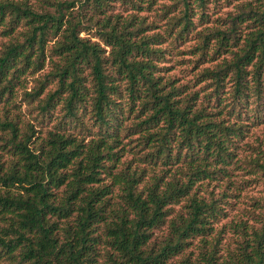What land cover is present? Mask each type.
Returning <instances> with one entry per match:
<instances>
[{
	"label": "trees",
	"instance_id": "1",
	"mask_svg": "<svg viewBox=\"0 0 264 264\" xmlns=\"http://www.w3.org/2000/svg\"><path fill=\"white\" fill-rule=\"evenodd\" d=\"M256 1L257 7L241 5L228 28L199 32L197 27L209 23V0L163 6L160 51L114 28L98 30L104 45L117 48L113 77L104 66L102 42L80 37V20L66 19L63 10L72 2L58 3L50 14L36 13L25 0H0V103L13 104L26 76L43 70L51 58L52 70L24 96L36 103L42 121L63 96L64 129L86 130L85 118L95 129L88 142L49 132L31 148V136L16 122L0 120V148L9 155L8 165L0 159V264H175L176 257L177 264H264V204L255 201L244 218L218 230L232 196L208 192L236 167V150L248 128L264 124V0ZM142 2L149 9L154 0ZM248 20L245 30H250L240 41V26ZM194 31V69L210 66L191 73L185 84L164 74L161 84L153 61L162 57L164 65ZM135 57L148 60L130 61ZM86 67L89 80L81 76ZM166 71L162 66V74ZM118 79L125 81L123 89ZM54 80L55 91L40 99ZM116 97L126 98L127 109ZM138 101L139 115L127 128L124 122ZM127 132L139 134L130 149L144 152L140 163H161V176L147 181L138 166L118 169L124 151L118 148L120 138ZM247 163L252 173L264 176V162ZM161 225L162 243L149 248L153 230ZM226 228L240 240L222 258L219 242ZM194 244L196 252L183 256ZM102 246L106 252L100 256Z\"/></svg>",
	"mask_w": 264,
	"mask_h": 264
},
{
	"label": "rangeland",
	"instance_id": "2",
	"mask_svg": "<svg viewBox=\"0 0 264 264\" xmlns=\"http://www.w3.org/2000/svg\"><path fill=\"white\" fill-rule=\"evenodd\" d=\"M176 0H154L151 7L148 9L147 5L142 2V0H25L26 4L31 7L36 13H50L55 14L57 12L58 3H73V7H70L64 11L67 20L71 22H76V19L80 20L79 30L83 31L80 33V37L90 39L91 42H102L100 37L97 35L98 30H104L103 32H110L112 28L115 29L116 33H121L124 37L129 38L132 42L139 43L141 40L149 41L148 44L150 50L160 51L162 50V7H173ZM139 4L141 10L133 9L132 3ZM211 2L207 5L205 9V14L209 17V23L204 26L196 28V32L202 31L204 27L213 29L218 27L221 29H226L230 26V20L240 13V6L251 4L252 7H257L258 1L256 0H231L226 2L225 0H218V3H214V0H209ZM99 7V10L96 8ZM146 8V9H145ZM78 20V21H79ZM251 20L242 24L240 26L241 30V40L250 30V27L245 30V27L249 26ZM65 27H63L64 29ZM193 34L189 35L190 40L186 42L178 50L172 52L170 56H167V62L162 65V57L159 61H153V63L159 68L154 76L155 78L160 77V82L162 84V75L165 74L166 78H173L178 80L179 84H185L187 80L191 79L193 76L191 73L198 72L204 66H210V64L201 65L200 67L194 69V63L197 57L192 53L193 46L196 45V39L193 40ZM58 37L50 39L48 42V47H52ZM100 40V41H99ZM167 48L166 45H164ZM102 50V58L105 60L106 72L110 73L113 77H116L117 70L116 64L112 63L115 56L117 48L113 46L104 45L103 42L100 44ZM115 49V50H114ZM232 50H235L233 48ZM114 51V52H113ZM162 56V53H161ZM50 59H47L46 65L43 70L31 75L26 76V83H23L22 88L18 87L17 99L13 104L0 103V120L4 121L7 118L9 121L16 122L17 127L22 131L27 137L31 136V143L33 148L38 146V140L46 138L49 132H56L59 134H64L65 136H73L78 140L85 138V142H88L93 138L92 134L95 132L93 126V121L85 118L83 120V126L85 129H77L74 131L71 127L67 130L64 129V124L66 122L64 118V111L61 109L62 103L64 101L63 96L60 97L55 102V108L50 110V116L45 115L42 121V112L37 108L36 103H31L29 99L24 96V92H32L33 88L36 87L35 80L40 79V76L47 75L52 68L50 67ZM53 62L62 64L59 62L57 57L52 58ZM145 61L147 58L135 57L130 59V61ZM162 66L168 68V71L162 74ZM91 69L88 67L83 68L84 76L88 80L90 76ZM190 73V75L188 74ZM187 74L189 76H187ZM187 76V77H186ZM118 78V77H117ZM117 84L122 88L125 85V81H117ZM56 89V80L50 81L46 87L44 93L40 96V99L46 97L48 92H53ZM123 89V88H122ZM125 97V93H122ZM89 98V97H88ZM116 101L121 104L123 109H127L128 103L126 98L117 99ZM89 103V101H87ZM141 107V102L138 101L135 105L134 112L128 115V119L124 122L127 128L133 127L136 122L135 118L139 115L138 111ZM90 136H87V135ZM128 132L124 137L120 138L119 149L124 151L120 152L119 164H117L118 169H124L130 164L132 168L138 166L145 172L144 180H150L151 176H161L162 175V164L158 163L156 165H148L140 163L139 159L142 154H135L136 149H130L133 145L130 144L131 139L136 140L139 134L127 136ZM0 136L2 133L0 131ZM35 136V137H33ZM87 136V137H86ZM236 150L238 163L235 164L236 167H229V175L220 182L211 183L209 186V191L214 190L216 194L226 193L230 194L232 197H228L225 210L227 212V217L223 218L218 222L215 227L219 230L222 229L224 225L230 221L238 220L240 217L244 218V212L254 210V203L258 201L264 204V176L259 172H251V166L247 162L250 160H257L264 162V124L258 127H249L248 132L244 141L240 142ZM118 149L114 150L115 152ZM146 150L145 152H147ZM0 159L6 165L9 164V155L5 153L0 148ZM141 160V159H140ZM247 161V162H246ZM110 163H106L108 165ZM246 165V168L244 166ZM115 172V170L113 171ZM224 229V228H223ZM153 236L150 239L148 247H159L162 243V225L153 230ZM238 234H234L229 228L224 230L222 237L219 242V253L218 255L222 258L228 257V252L234 251L239 242ZM157 249V248H156ZM155 249V250H156ZM196 245L189 247L183 256H187L189 252H196ZM106 252L104 246L100 247L99 254L102 256ZM98 258V261H100ZM180 258V257H179ZM177 264V257L173 260Z\"/></svg>",
	"mask_w": 264,
	"mask_h": 264
}]
</instances>
